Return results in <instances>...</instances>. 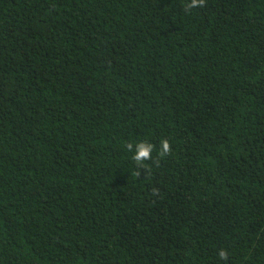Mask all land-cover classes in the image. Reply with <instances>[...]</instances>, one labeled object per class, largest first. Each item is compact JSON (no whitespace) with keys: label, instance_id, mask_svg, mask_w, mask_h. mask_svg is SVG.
<instances>
[{"label":"trees","instance_id":"obj_1","mask_svg":"<svg viewBox=\"0 0 264 264\" xmlns=\"http://www.w3.org/2000/svg\"><path fill=\"white\" fill-rule=\"evenodd\" d=\"M188 2L0 0V264H264V0Z\"/></svg>","mask_w":264,"mask_h":264},{"label":"clouds","instance_id":"obj_2","mask_svg":"<svg viewBox=\"0 0 264 264\" xmlns=\"http://www.w3.org/2000/svg\"><path fill=\"white\" fill-rule=\"evenodd\" d=\"M205 4V0H189L185 5V11H190L194 8L203 7ZM128 151L133 152L132 160L135 162L137 166V175L141 174V170L147 172V168L145 165L146 161H151L153 159V151L156 150V146L148 141H141L133 145L132 143H128L126 145ZM171 145L167 139H163L160 142V148L158 150V154L160 158H164L171 153ZM158 166L160 160L157 159L155 161ZM220 259L226 260L228 257V253L226 250L221 249L218 253Z\"/></svg>","mask_w":264,"mask_h":264}]
</instances>
